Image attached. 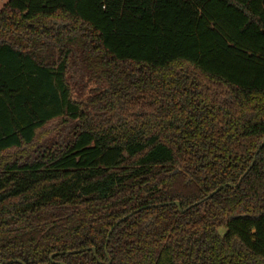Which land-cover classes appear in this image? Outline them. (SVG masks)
<instances>
[{
  "label": "trees",
  "instance_id": "trees-1",
  "mask_svg": "<svg viewBox=\"0 0 264 264\" xmlns=\"http://www.w3.org/2000/svg\"><path fill=\"white\" fill-rule=\"evenodd\" d=\"M263 140L264 0L0 11V264H264Z\"/></svg>",
  "mask_w": 264,
  "mask_h": 264
},
{
  "label": "water",
  "instance_id": "water-1",
  "mask_svg": "<svg viewBox=\"0 0 264 264\" xmlns=\"http://www.w3.org/2000/svg\"><path fill=\"white\" fill-rule=\"evenodd\" d=\"M263 146H264V140H263V142H262L260 148H262ZM258 152H259V150H258ZM258 152H257V153H258ZM254 162H255V159H254V161L252 162L251 167L253 166ZM240 183H241V180L239 181V183H238L236 186L231 185V184H228V186H230V187H234V188H237V187H239ZM220 189H222V188H219L218 190L212 192V193L208 196V198H209V197H212V196H213L215 193H217ZM175 204L178 206L180 213H184V212H186V211L190 208V207H189V208H187V209H182L180 202H175ZM126 218H127V217L123 218L121 221L125 220ZM84 250H85V249L80 250V251H84ZM91 250H92L93 253L95 254V257H96V259L98 260V262H99V263H102V262L100 261V259L98 258V256L96 255V249H95V248H91ZM80 251L76 250L75 253H76V252H80ZM15 262H19V261H15ZM10 263H13V262H10ZM21 263H22V262H21ZM4 264H9V263H4ZM22 264H23V263H22ZM60 264H64V263L61 262Z\"/></svg>",
  "mask_w": 264,
  "mask_h": 264
},
{
  "label": "rangeland",
  "instance_id": "rangeland-1",
  "mask_svg": "<svg viewBox=\"0 0 264 264\" xmlns=\"http://www.w3.org/2000/svg\"><path fill=\"white\" fill-rule=\"evenodd\" d=\"M8 1H9V0H0V11L2 10L3 6H4ZM60 123H61L60 121H57L56 123H54L53 128H55V129H54V131H53L52 129L50 130L49 137H54V135H56V131H57L59 128L63 127V125H61V126L59 127V124H60ZM220 233H221V234H224V233H225V229H224V228H221V229H220Z\"/></svg>",
  "mask_w": 264,
  "mask_h": 264
}]
</instances>
